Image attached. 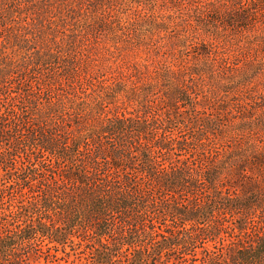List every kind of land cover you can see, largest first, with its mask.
<instances>
[{"label":"rangeland","instance_id":"rangeland-1","mask_svg":"<svg viewBox=\"0 0 264 264\" xmlns=\"http://www.w3.org/2000/svg\"><path fill=\"white\" fill-rule=\"evenodd\" d=\"M102 194L18 264H264V0H0V234Z\"/></svg>","mask_w":264,"mask_h":264},{"label":"trees","instance_id":"trees-1","mask_svg":"<svg viewBox=\"0 0 264 264\" xmlns=\"http://www.w3.org/2000/svg\"><path fill=\"white\" fill-rule=\"evenodd\" d=\"M43 151L53 154L57 150H53V148L43 146ZM85 179L83 176H81ZM79 182H75L77 187L87 185L84 180ZM79 183V184H78ZM101 192V191H100ZM90 201V207L87 211V216L82 215L81 210L75 212L76 218L67 213V211L59 214L62 218L64 223V227H53V230L50 232L48 229L52 228L49 225H45L43 221H40L41 230L39 233L37 230L32 226H28V228H18L19 231L15 232L14 238H17V242L10 244L8 243V239H4V236L0 234V264H18L19 259L22 256V252L25 251L26 243L30 240H36L38 236L41 238H47L51 241V243H58V244H67L63 242L59 237H57L56 233L64 234L65 229L66 231L69 230V235L71 237L76 235V232L80 229L85 231L86 233L95 234L98 238V242L106 248V250H110L109 246L104 243L105 238H114L112 233V228L109 223V218L113 217L114 215H121L124 214L128 216L129 210L128 207L123 206L124 202L120 199H115L114 197H105L103 194L99 197H93V200ZM45 205V204H44ZM71 209V208H70ZM128 217H126L127 219ZM43 223V224H42ZM125 223L127 221L125 220ZM43 227V228H42ZM46 229V230H45ZM125 238H122V242H120L119 246H124V243L127 240V236L123 234ZM12 238V237H11ZM67 239L66 241H68ZM118 247V246H116ZM256 253V252H255ZM111 254L107 252L105 256H108L111 259ZM259 257L256 254H252L251 252H238L237 259L235 264H254Z\"/></svg>","mask_w":264,"mask_h":264}]
</instances>
